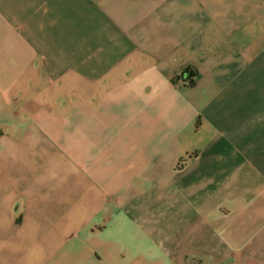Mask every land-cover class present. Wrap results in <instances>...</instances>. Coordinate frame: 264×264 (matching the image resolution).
I'll use <instances>...</instances> for the list:
<instances>
[{
    "label": "crops",
    "instance_id": "0c3cea01",
    "mask_svg": "<svg viewBox=\"0 0 264 264\" xmlns=\"http://www.w3.org/2000/svg\"><path fill=\"white\" fill-rule=\"evenodd\" d=\"M36 59L66 101L2 150L0 264H264V0H0V77Z\"/></svg>",
    "mask_w": 264,
    "mask_h": 264
},
{
    "label": "rangeland",
    "instance_id": "374dc122",
    "mask_svg": "<svg viewBox=\"0 0 264 264\" xmlns=\"http://www.w3.org/2000/svg\"><path fill=\"white\" fill-rule=\"evenodd\" d=\"M25 68L22 70V75L16 76L13 82H9V78L0 77V165L4 159L1 156L2 150L5 149L6 143L9 142L10 138L16 141L17 139L23 138L25 133H31L35 130L36 126L32 122L34 117H37V113L40 111L37 108V102L44 103L45 99L54 100L57 97L58 103L62 105L65 103V94L63 93H44L37 92V59L35 63L33 61H27ZM8 81V82H7ZM31 82V83H30ZM35 84V86H34ZM48 97V98H47ZM76 95L74 99H76ZM58 114H65L66 108L54 109ZM24 119V120H22ZM6 160H10L9 157H5ZM84 230L78 229V232L72 230L59 233L58 242L59 245H55L54 254L51 256L50 264H66V256L68 250L76 247L81 248L80 242L84 236ZM76 233V234H75ZM229 235L227 232H218V240L222 242H228ZM223 239V240H222ZM162 240L156 238L153 240V246L157 249H161L159 243ZM165 246L169 247L170 255L162 254L160 252L159 258L164 259L163 262H172L174 254L179 253L182 248L179 246V239H165ZM165 250V248H163ZM196 255L187 254L182 256V260L187 262L191 261Z\"/></svg>",
    "mask_w": 264,
    "mask_h": 264
}]
</instances>
